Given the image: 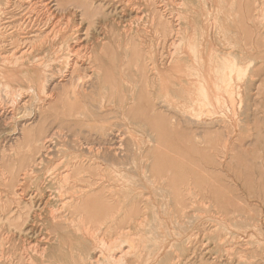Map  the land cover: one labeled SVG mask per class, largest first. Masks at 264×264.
<instances>
[{"label":"rangeland","instance_id":"rangeland-1","mask_svg":"<svg viewBox=\"0 0 264 264\" xmlns=\"http://www.w3.org/2000/svg\"><path fill=\"white\" fill-rule=\"evenodd\" d=\"M13 1L0 51H14L15 34L27 42L22 49L33 44L48 64L62 66L72 27L55 35L42 22L15 31L29 7L28 0L24 7ZM73 2L67 19L76 22L92 61L77 64L73 81L61 85L66 72L58 67L46 87L54 99L26 102L16 110L23 118H0V264L7 256L11 264H47L32 252L42 236L74 249L83 242L78 222L65 228L49 221L44 202L28 195L30 185L20 195L22 173L38 151L29 144L57 129L52 163L64 157L62 149L90 144L115 175L117 194L105 189L102 204H115L117 219L100 214L104 224L95 226L129 250L117 264H264V0ZM25 75L17 85H29ZM1 76L0 108L10 109L15 98ZM111 128L117 138L106 136ZM99 190L91 187L84 201L88 218L96 215Z\"/></svg>","mask_w":264,"mask_h":264},{"label":"bare ground","instance_id":"bare-ground-1","mask_svg":"<svg viewBox=\"0 0 264 264\" xmlns=\"http://www.w3.org/2000/svg\"><path fill=\"white\" fill-rule=\"evenodd\" d=\"M17 1L20 7H24L25 5L24 0H17ZM13 2H14L13 0H0V41L2 40L5 41L6 38L8 37L2 34V30L11 24V23H6L7 22L6 15L10 13V8L11 6H13ZM27 4L29 7V11L25 13L24 15H22L21 17H19L18 20H16L17 24L13 25V28L15 31L20 32V31L30 30L33 27L38 26V24L42 22H45V25H49V26L52 25L51 27H53V29L56 30L55 35L59 32H63V31L66 32L68 29L72 27L73 33L68 35L67 39L72 40L73 44H70V45L67 44V50L64 53L63 60L59 61L62 66H59V63L58 65H54L53 62H52L53 64H48L45 56L40 57V54H37V52L39 51V48H35L33 44L31 48L27 47V49H24L23 47L22 49L21 47L22 44H25V45L27 44L24 37L16 36L15 34L10 35L12 44L15 45V47L13 48L14 51H10L9 53H5V51L3 52L0 51V61H2L3 63V64L1 63L2 67H0V75H2L1 77L7 76V78H9V80L5 82V86L8 88V91L14 95V98H15L14 99L12 97L14 99L13 100L12 98L9 97V99H12L14 101L10 109H8L7 107V109L3 110L4 106L3 107L1 106L2 109L0 108V118L10 119V120H17V119L23 118L26 115L24 114V116L22 115L20 117H17L18 113L16 111L17 108H20L26 102L34 103L38 101L39 103L44 104L45 102H48L49 100L54 99L53 90L52 91L46 90L47 89L46 87L48 86L49 88V86L54 83L55 81L54 71L58 67H63L64 68L63 71H65L66 73L64 74L62 73L60 80L58 81L56 80L58 82L56 84L61 85L62 82L71 83V81H73L74 79L73 72L75 71V68L79 66L77 64H80L82 66H87L92 61V58H93V56H91L92 54L89 53V47L87 46L88 44L86 45L83 42L82 34H77V33H80V30L76 28L77 26L76 22H74V24L72 25V22H70V20L67 19L68 18L67 15H71V16L73 15V13L70 12L71 7L74 6L73 0H28ZM60 15L61 17L62 16L66 17V19H64V20H67L66 23L60 24L61 20L63 19V18H60ZM160 18L162 17L160 16ZM140 20L141 19H139V21ZM198 25H199L198 23L194 25V30L196 29ZM79 26L80 24L78 25V28ZM43 39L44 40L50 39L49 34L48 33L43 34ZM0 44L2 43L0 42ZM34 49H36V53ZM70 56H74V58L70 59ZM58 58L59 56L56 59ZM71 69L72 71H70ZM59 71L57 70L56 72H59ZM222 72H226V69L221 70V73ZM22 73H25L26 74L25 76L28 77L29 79V85L27 87H22L19 84L18 85L16 84L18 74H22ZM98 75H99V72L93 71L92 74L90 75V78L94 80L97 78ZM87 76H89V74ZM42 82H46V83L43 84ZM11 93H10V96H11ZM27 117H30V116H26V118ZM28 119L29 118H27V120ZM6 124H7V121H6ZM89 129H92V128H89ZM57 130L59 131V129ZM111 130H114V129L111 128L109 132H106V136L112 135L113 137H116L117 135V134L115 135L116 132L115 133L113 131L111 132ZM58 131L57 132L53 131L55 133L48 135L44 138H39L35 140V143L34 142L32 143L33 145L31 143L29 144L31 148L33 147V149L35 148L38 151L36 152L35 157L33 158L34 160L31 161V163L27 166V168L22 173L23 177L20 179L21 183L19 184V188L21 191L20 195L24 194L27 191L28 185H30L32 188V191L28 195L30 196V198H32L33 201L38 199L39 202L40 201L44 202L45 209L43 210L44 211L43 213L45 215L48 214L49 221L51 220L56 226L61 225L65 228H68L69 224H74V222H78L77 230L80 231V236H81L80 239H82L83 242L79 243L74 249V247L69 248L68 244L62 245L59 237L56 238V240L58 239L56 242H46L45 241L46 238H42L43 237L42 236L41 238H39L40 240L36 239L35 243L37 244L36 245L34 244V248L32 252L37 257L40 256L43 262H47V264H53L56 262L58 263V261L64 264H117L118 263L117 259L121 260L125 258L129 250L126 248L127 250L123 251V248H122L123 244L120 245L117 243V236L108 240L106 237L108 234L104 233L103 227L95 226L96 224L98 225L104 224V222H101V217L103 215L104 217H110L112 219L113 224L115 223L117 219V212H115L116 207L114 206L115 204H112V203L107 204L109 206H104L102 204V202L103 203L106 202L104 199L105 189H107L109 193L113 196L117 194L116 190L114 189L115 186L112 184L113 180H115L114 178L115 175L109 176V174L107 173L106 166L99 160V157H97L96 155L94 156L92 154L93 153L92 145L87 143L88 145L84 147L83 146L84 144H82L83 142L82 143L80 142L79 144L80 146H77V147H81V148L84 147L83 148L84 150L82 149L81 151L71 152L70 149H67V150L62 149L64 150L62 152L64 153V157L60 158L57 162L52 163L51 161L53 159L51 158V155L55 151H57V149L59 148L58 143H60L58 139L60 137V132ZM61 134L63 135L64 133H61ZM56 136H59V137H56ZM63 139L65 138L63 137ZM77 140H75V142ZM77 143L79 142L77 141ZM95 147L96 146H94V148ZM102 147H105V146H102ZM81 152H88V155H86L85 153H81ZM108 176H109V179H107ZM123 177H126V175L124 176L123 174L122 178ZM91 187H94V188L98 187L100 190L96 194V197H97V202H96L97 208L95 212L96 215L93 218H88L87 210L89 209L90 205L84 201L89 200V192H90ZM24 200L26 201V199ZM80 206L81 208H79ZM161 208H163V206ZM100 214H102L101 217H100ZM154 214H157V213H154ZM39 215L41 216L42 214L40 213ZM73 215H74V218H72ZM153 216H151V219ZM155 216L157 217V215ZM96 217H98L96 220V223L91 225V223ZM85 218L89 219L90 224L87 222ZM64 224H66L67 226H64ZM176 225L178 227V224ZM151 226L153 227V224ZM27 241H28V238H27ZM122 242L124 243L125 241H121V243ZM130 247L134 248L135 246L132 243ZM130 247L128 248L130 249ZM57 259H60V260L55 261ZM31 260L32 259H30V261ZM12 262H13L12 256H7L6 263L11 264Z\"/></svg>","mask_w":264,"mask_h":264}]
</instances>
